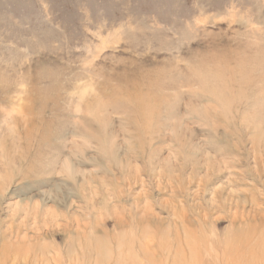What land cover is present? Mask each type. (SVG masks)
Masks as SVG:
<instances>
[{
	"label": "rangeland",
	"instance_id": "rangeland-1",
	"mask_svg": "<svg viewBox=\"0 0 264 264\" xmlns=\"http://www.w3.org/2000/svg\"><path fill=\"white\" fill-rule=\"evenodd\" d=\"M0 264H264V0H0Z\"/></svg>",
	"mask_w": 264,
	"mask_h": 264
}]
</instances>
